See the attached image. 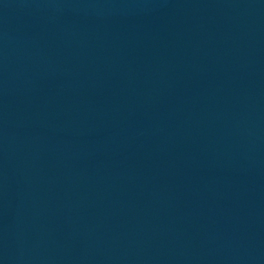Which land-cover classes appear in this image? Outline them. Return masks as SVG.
I'll return each instance as SVG.
<instances>
[{
  "label": "water",
  "instance_id": "95a60500",
  "mask_svg": "<svg viewBox=\"0 0 264 264\" xmlns=\"http://www.w3.org/2000/svg\"><path fill=\"white\" fill-rule=\"evenodd\" d=\"M0 264H264V0H0Z\"/></svg>",
  "mask_w": 264,
  "mask_h": 264
}]
</instances>
